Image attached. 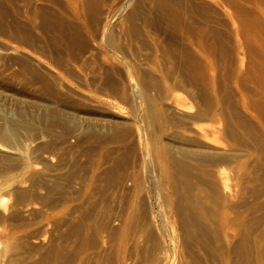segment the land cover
<instances>
[{"label":"bare ground","instance_id":"1","mask_svg":"<svg viewBox=\"0 0 264 264\" xmlns=\"http://www.w3.org/2000/svg\"><path fill=\"white\" fill-rule=\"evenodd\" d=\"M42 125L102 183L73 219ZM1 221L0 264H264V0H0Z\"/></svg>","mask_w":264,"mask_h":264},{"label":"rangeland","instance_id":"2","mask_svg":"<svg viewBox=\"0 0 264 264\" xmlns=\"http://www.w3.org/2000/svg\"><path fill=\"white\" fill-rule=\"evenodd\" d=\"M222 1H224V0H222ZM232 6V7H231ZM230 6V12L232 13V20H233V22L234 23H236L238 26H241V25H239V23H241L242 22V20H239V18L241 19V15H239L240 17H238V19H237V17H236V19H235V14H237L236 16H238V14H240L239 12L238 13H236L237 12V7L235 8L234 7V5H231ZM235 9H234V8ZM234 11H233V10ZM236 10V11H235ZM233 11V12H232ZM239 11V10H238ZM235 12V13H234ZM234 14V15H233ZM240 21L239 23L238 22H236V21ZM250 55H252V56H250ZM248 54V56L244 59V60H242V57L240 56V58H237V56H233V54H232V57H231V55H230V58H229V61H227L226 62V58H224L223 56H221V51H217L216 52V54H215V57H214V71H213V73H214V76H215V82L216 83H218V82H220V81H222L223 79H224V76H225V74H226V68L229 66H231L232 64H234V66L235 67H241L242 68V70H243V72H245L246 71V73L248 72V71H251V63H252V61H255V60H257L256 59V57L257 56H254L252 53L251 54ZM254 56V57H253ZM220 57H222V58H224L225 59V61H224V59H222V58H220ZM252 57V58H251ZM235 58V59H234ZM221 59V60H220ZM251 59H253V60H251ZM259 59V58H258ZM224 61V62H223ZM229 62H231V63H229ZM234 62V63H233ZM249 62V63H248ZM226 65H225V64ZM254 63V62H253ZM228 65V66H227ZM233 66V65H232ZM231 66V67H232ZM233 66V67H234ZM220 69V70H219ZM246 69H248V70H246ZM218 78L220 79V80H218ZM218 80V81H217ZM76 84H78L77 82H75ZM79 85V84H78ZM80 88H82L83 89V87H80ZM85 88V87H84ZM192 89V88H191ZM191 89L189 88V87H186V89H184V90H182V92L184 93V91L186 92L185 93V95L189 98V95L192 93V91H191ZM188 92V93H187ZM191 92V93H190ZM209 94V93H208ZM82 121H83V119H82ZM80 122V121H79ZM80 124H83L82 122H80ZM202 124H206L205 122L204 123H202ZM42 127H44L43 125L41 126V129H40V134H41V136L40 135H38V139L39 140H37L36 139V141H29V144L30 145H32V148H35V149H37L38 148V152L39 153H42L43 152V157H42V159L40 160V165H42L41 166V169L42 170H44V171H46V174H48V175H50V176H48V177H50V179H54V177L56 178V176L58 177V176H60V175H62V177L64 176V181L62 180V182H63V184H65V185H63L62 186V189L65 187V189H63V195H60L61 197L63 196H65L66 198H62V199H60L59 198V195H58V197H56V198H59V201H58V203H60V201L62 200V204L60 205V204H57V206L59 207V205L61 206V207H57V210H56V212H57V215L58 216H62V215H66L65 217H67V218H69V219H73L74 217H75V215H73L71 212H72V209L71 208H74V206H78V207H80V208H82V209H77V212H76V214L78 215L80 212H81V210H84V207L83 206H87V201H88V199H87V197L88 196H90V197H88L89 198V202L92 200H96V199H98L99 198V196H97V195H99V193H100V191H98L99 190V187H100V185L102 184L101 183V181L99 182V180L97 181V180H95L94 179V177H93V172L91 171V169H90V167L91 166H89L90 164H88L89 163V161H88V159L85 157L84 158V156H83V158H82V156L81 157H79V155H77L78 156V158L76 157L75 158V162L74 161H72V163L71 162H68V158H70V155H68L67 156V159L65 158L64 159V157L61 155L60 156V154H62L61 153V150H60V148L58 149V145H56L57 147H55V146H53V143H52V140H51V138H53L54 139V136L52 135L53 133V131L55 130V129H53V128H51V129H49V130H51L52 132H50L47 128L48 127H44V128H42ZM47 132V133H46ZM51 134H49V133ZM38 133V134H39ZM45 135V136H44ZM48 140V141H47ZM46 142V143H44V142ZM51 141V142H50ZM54 141V140H53ZM41 142V143H40ZM44 144H43V143ZM51 143V144H50ZM49 144V145H48ZM38 145V146H37ZM47 146V147H46ZM37 147V148H36ZM51 147H52V150H50L51 149ZM49 148V149H48ZM45 149H48V150H45ZM49 151H50V154H49ZM57 153H56V152ZM45 153V154H44ZM48 154V155H47ZM45 155H47L48 156V159L47 160H45V158H44V156ZM59 157V158H58ZM44 158V159H43ZM58 158V159H57ZM61 159H64V161L62 162V161H59V160H61ZM80 159V160H79ZM76 160H78V161H76ZM84 160V161H83ZM87 163H86V162ZM52 162H53V164H52ZM58 162V163H57ZM79 162V163H78ZM55 163H57V164H55ZM62 163H64V164H62ZM81 163V164H80ZM68 164V165H67ZM74 164H75V166H74ZM47 167H46V166ZM51 165V166H50ZM88 165V166H87ZM45 167V168H44ZM60 167V168H59ZM88 167V168H87ZM79 168V169H78ZM86 168V169H85ZM51 169V170H50ZM62 169V170H61ZM64 169V170H63ZM72 169H74V170H72ZM76 169L78 170V171H76ZM86 171H85V170ZM73 172H72V171ZM55 171V172H54ZM76 171V172H75ZM90 171V172H89ZM49 172V173H48ZM65 172V173H64ZM67 172V173H66ZM80 172V173H79ZM89 172V173H88ZM18 171H13L12 173H11V178L13 179H11V181L12 182H14L16 179H18V180H16V181H19V180H21L22 179V174L21 173H19ZM85 173V174H84ZM91 173V174H90ZM73 174H76L75 176L73 175ZM20 175H21V177H20ZM68 175H69V177H68ZM72 175V176H71ZM86 175V176H85ZM75 177V179H74V177ZM61 177V178H62ZM73 177V178H72ZM60 178V179H61ZM79 178V179H78ZM15 179V180H14ZM66 179H68L67 181H69V182H66ZM97 179V178H96ZM72 180V181H71ZM74 180V181H73ZM84 180V182H82ZM94 181H96V182H94ZM73 182V183H72ZM79 183L81 184V185H83V188H82V186L80 187L79 186ZM82 183H84V184H82ZM70 184H71V187H69L70 186ZM91 184V185H90ZM95 184H97L96 186L98 187V188H94V186H95ZM81 188V189H80ZM61 189V190H62ZM9 189H7V190H5L4 192H3V195L2 196H4L3 198H5V200H4V203H2V207H3V205H9L11 202H12V200H10V198L12 199V196H11V194L12 193H10L9 191H8ZM6 192H9V193H6ZM60 192V191H59ZM60 192V193H61ZM81 192V193H80ZM90 192V193H89ZM5 193V194H4ZM76 193H78V194H76ZM98 193V194H97ZM58 194V193H57ZM56 194V195H57ZM82 194V195H81ZM74 195H75V197H74ZM93 196V197H92ZM92 197V198H91ZM96 197V198H95ZM58 200V199H57ZM74 200V201H73ZM79 200V201H78ZM83 200H86V201H83ZM64 201V202H63ZM91 201V202H92ZM67 202V203H66ZM81 204V205H80ZM80 205V206H79ZM82 206V207H81ZM77 207V208H78ZM69 213V214H68ZM72 216V217H71ZM5 227H7V223L6 222H4V221H1L0 222V233H2V232H4V230L6 229Z\"/></svg>","mask_w":264,"mask_h":264}]
</instances>
